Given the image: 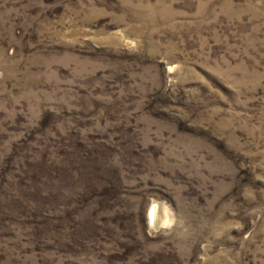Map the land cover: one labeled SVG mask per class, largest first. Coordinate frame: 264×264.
<instances>
[{
	"label": "rangeland",
	"instance_id": "1",
	"mask_svg": "<svg viewBox=\"0 0 264 264\" xmlns=\"http://www.w3.org/2000/svg\"><path fill=\"white\" fill-rule=\"evenodd\" d=\"M0 264H264V0H0Z\"/></svg>",
	"mask_w": 264,
	"mask_h": 264
},
{
	"label": "bare ground",
	"instance_id": "2",
	"mask_svg": "<svg viewBox=\"0 0 264 264\" xmlns=\"http://www.w3.org/2000/svg\"><path fill=\"white\" fill-rule=\"evenodd\" d=\"M155 215H156V208H154L153 210H152V215H151V217H152V221H153V223H155ZM157 216V215H156ZM158 228V227H157Z\"/></svg>",
	"mask_w": 264,
	"mask_h": 264
}]
</instances>
